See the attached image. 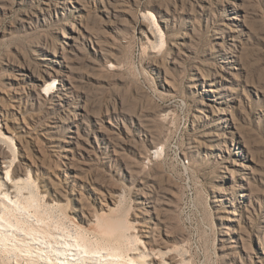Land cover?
Masks as SVG:
<instances>
[{"label": "rangeland", "instance_id": "obj_1", "mask_svg": "<svg viewBox=\"0 0 264 264\" xmlns=\"http://www.w3.org/2000/svg\"><path fill=\"white\" fill-rule=\"evenodd\" d=\"M3 157L66 232L264 264V0H0Z\"/></svg>", "mask_w": 264, "mask_h": 264}, {"label": "bare ground", "instance_id": "obj_2", "mask_svg": "<svg viewBox=\"0 0 264 264\" xmlns=\"http://www.w3.org/2000/svg\"><path fill=\"white\" fill-rule=\"evenodd\" d=\"M55 82L58 83V80L53 77L50 83ZM50 83L48 84L51 85ZM84 124L88 125L80 116L75 117L70 124L69 133L71 134L67 136L66 141L84 140L85 138L80 136V130L84 128ZM2 137L8 139V137ZM70 152L73 153V151ZM0 162L6 175L0 178V264H147L145 257L149 253L151 255L164 253L160 250L156 251L153 247L147 250L146 243L139 236L132 237L135 243L133 249H136V252H128L121 242L128 240L125 234H122L120 242L107 243L102 239L92 240L81 230L66 232L67 230L52 226L48 211L51 204L47 200H40L39 193L33 188L31 175L22 178L21 171L13 170V162L6 157L0 159ZM123 224L126 225V223ZM140 246L144 249L140 250ZM35 249L41 251L36 259L33 253ZM170 250L168 252H172ZM135 253L139 257L133 255ZM170 257L160 258L161 263L173 264Z\"/></svg>", "mask_w": 264, "mask_h": 264}]
</instances>
